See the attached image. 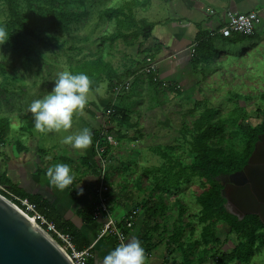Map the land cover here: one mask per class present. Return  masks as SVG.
I'll return each instance as SVG.
<instances>
[{
    "label": "rangeland",
    "instance_id": "374dc122",
    "mask_svg": "<svg viewBox=\"0 0 264 264\" xmlns=\"http://www.w3.org/2000/svg\"><path fill=\"white\" fill-rule=\"evenodd\" d=\"M125 1H129L131 6L136 5L138 20L146 19L157 24L153 29L156 35H166L170 29L177 32L173 24L187 21L178 13L180 10L172 6L173 0H145L148 3L143 6L144 0H55V6L81 15L80 20L66 30L53 28L50 15L38 6L33 10L22 8L26 24L41 39L27 38V43L34 49L33 60L28 64L17 58L8 42L0 45V64L6 70L4 77L0 75V121L6 119L10 122L9 130L0 143V151L14 162L22 159L27 150L30 155L26 159L31 161L26 164V169L32 172L52 158H56V162L52 163L54 166L63 161L74 162L76 157L74 166L78 167L80 163L77 157L84 151L80 152L61 142L68 132L37 130L29 105L34 99L52 91L59 72L69 70L70 66L79 62L95 60L97 56L110 60L120 75L124 74L126 78L135 75L132 86L119 100L121 115H127L130 120L122 128L118 126L120 147L113 154L108 167L115 187H111L115 191L111 197L114 215L119 218L126 207L129 211L139 212L135 216L134 228L141 231L140 221L145 214L143 205L150 200L158 204L162 199L165 211L160 212L155 220L159 227L152 233V242L156 246L148 253H153L152 258L148 259L146 255V262L162 257L167 264H186L184 255H188L193 264H198L203 246L196 241L201 240L203 225L198 221L200 207L197 198L204 188L194 181L179 192L165 194L161 189H155L152 176L147 177L146 172L153 166H161L162 152L170 155L172 150L175 159L182 165L192 164L193 155L184 141V135H188L189 129L192 130L205 105L217 111L214 122L224 128L211 142L217 144L218 138L223 137L222 146L225 149L242 150V144L234 134L233 112L237 106L244 108L249 115L246 119L248 125L260 123L256 111L258 108L264 110V50L252 48L256 45L253 40L239 41L235 45L217 40L211 47L209 61L202 60L194 67L197 60L194 54L192 60L184 64L185 67L169 78L159 73L164 65L172 61H165L167 54L161 55V51L155 49L157 54L153 62L157 64L154 71L156 82L151 84L150 74L143 71V64L144 58L155 51L145 49L146 42L141 37H130L113 47L101 40L115 31L114 24L107 21L104 11L119 8ZM204 13L207 19L210 15ZM260 18L262 21V16ZM5 21L4 3L0 0V26ZM184 32L187 34L188 30ZM161 40L165 43V36ZM177 41L178 47L187 46L184 39L178 38ZM178 49L170 48V51L177 52ZM204 54L207 51L199 49V56ZM110 93L107 80L101 83L96 93H89L84 111L74 116L69 132L75 134L83 127L97 130L98 116L110 100ZM234 95H240L242 100L232 101ZM196 103L200 104L199 108ZM117 134L115 137L118 141ZM185 137L192 140L189 135ZM39 148L42 152L38 154ZM6 157H0V173L6 170ZM69 165L72 169V164ZM180 205L185 210L182 215ZM178 226L182 231L175 242L172 236ZM219 237L221 245L217 246L218 253L229 252L234 247V236L229 234L226 227H222ZM179 244L184 246L182 251ZM213 254L214 250L206 257L205 264H214L211 261ZM247 264H264V247L256 251Z\"/></svg>",
    "mask_w": 264,
    "mask_h": 264
},
{
    "label": "trees",
    "instance_id": "16d2710c",
    "mask_svg": "<svg viewBox=\"0 0 264 264\" xmlns=\"http://www.w3.org/2000/svg\"><path fill=\"white\" fill-rule=\"evenodd\" d=\"M163 1L168 2L169 0ZM3 3L6 13V21L3 27L7 29L9 34L10 39L7 41L8 45L17 58L26 64L33 60L34 52V49L27 43V38L32 37L40 40L41 36L36 34L35 31L26 24V15L23 13L24 11L22 8L25 7L28 10H33L34 7L38 6L39 9L46 11L50 15L53 21L52 27L59 30L69 29L72 23L78 22L81 17V15L75 12L62 10L58 6H55V0H3ZM129 3V1H125L123 6L119 8H109L104 11L107 21L114 24L115 31L108 36H103L101 40L111 47L119 41H127L130 37H141L143 41L146 42L152 36L153 29L155 25H157L156 23L148 22L146 19L138 20L135 15L136 5L131 6ZM147 3L148 2L144 0L142 6ZM259 27L260 25L256 30ZM256 32L257 31H255V33ZM255 33L253 36H243L240 34H232L229 36L219 34L216 36L218 37L217 39L221 41L237 44L239 41L252 40L256 36ZM206 38V36L197 37L199 44L197 46L198 49L195 51L197 60L194 61V67L202 60L209 61L210 59L212 42L210 38L207 40ZM69 49L71 50L72 48ZM199 49L206 50L207 54L199 56ZM154 51L153 55L144 58L143 65H145V67L148 65L147 59L150 58L153 61L155 54H157V50ZM158 51L160 52V50ZM69 70L73 73L84 72L88 74L91 79V90L89 93H96L100 89L101 83L107 80L108 89L111 91L110 94H112V90L117 84L125 82L129 78L135 76L133 75L126 78L124 74L120 75L118 71L114 69L111 61H106L105 58L101 56H97L95 60L82 61L74 66L72 65ZM127 74L130 75L129 72H127ZM155 74L154 71L150 74L151 84L156 82ZM0 75L3 77L6 75V70L1 64ZM234 100L240 101L242 97L240 95H234L232 101ZM110 101L111 99L105 105L102 112H105L110 107ZM118 104L115 108V114L111 116V121L115 126L114 129H117V132L119 131L118 126L122 128L124 124H129L130 120L127 115H121ZM196 105L199 108L200 104L196 103ZM256 112L260 123L253 126L247 124L246 119L249 115L246 110L238 106L235 108L232 122L236 127L234 134L237 135L236 138H239L242 144V150H227L222 146V142L224 141L223 137L218 138L216 141L217 144H215L214 141L211 142V140L216 138L224 128L214 122V118L218 114L217 111L205 105L199 118L193 124L192 130L189 129L187 132L188 135L192 137V140L189 141L187 137H185L188 135H184V141L189 145L190 152L193 155L192 164L189 166L182 165L175 159L172 150L170 155L162 152L161 158L163 162L161 166H153L151 169H148L149 172H146L148 174L147 177L152 176L151 178L153 179L155 189H161L165 194L179 192L184 186L190 185L194 181L198 182L199 185L204 188L197 198L200 207L198 221L203 225L201 240L200 242L196 241L197 244L203 246L201 255L197 259L198 264H205L207 261L206 257L213 250L214 254L211 256V261H213L214 264H247L255 255V252L264 247V225L261 223L259 217L256 215H248L240 221L237 217L229 214L226 210V200L222 195L223 186L220 183L222 177L243 169L254 151L258 138L264 134V110L258 108ZM9 127L10 122L8 120L5 119L0 121V143H2ZM101 130L102 125L100 124L99 128L92 133V146L95 141L101 137ZM185 130L187 131V129ZM118 142H120L119 138ZM20 150H23V148H20ZM2 155H5V153L0 151V157ZM91 170L94 171V174L97 175L96 178H98L100 174L99 171L96 169ZM107 183L112 187L113 181L110 173L108 174ZM0 185L8 188V190L16 196L24 199L26 198L31 203L35 204L38 211L46 217L48 221L54 223L60 231L69 233L74 237L76 246L79 250L90 246L87 238L74 227V225L69 221H63L61 218L57 217L51 205L44 202L40 197L21 192L16 186L11 185L10 179L7 178L6 175L0 177ZM111 190L113 189L111 188ZM1 194L16 203L6 193ZM143 207L145 208V214L141 218L142 228L138 238L142 241L145 254L147 255L156 246L152 242V233L153 231H157L159 227L155 220L158 214L160 212L162 213V211L164 212L165 209L162 199L159 200L158 204L152 200L149 202L147 201ZM180 208L182 215V212L185 210L181 205ZM93 209L94 202L92 203L91 213ZM111 212H114V207H111ZM133 212L134 210L129 211L127 214V218L133 216V219H131L133 224L131 228L123 229L126 236H128L129 232H131L136 225L134 220L135 216L138 214L133 215ZM77 213L81 214V216L83 215L82 212ZM83 220L88 223L94 222L91 214L90 217L83 215ZM123 226H126L124 220L119 222V227ZM222 227H226L229 230V234L234 236L235 242L234 247L229 252L223 251L218 253L217 246L221 245L219 234ZM181 231L180 226H178L172 236L175 242H177L178 237H180ZM108 237L112 236L108 235ZM179 245L181 246V244ZM183 247L182 245L180 248L181 251ZM184 260L186 264H193L188 255H184ZM88 264H94V259H91Z\"/></svg>",
    "mask_w": 264,
    "mask_h": 264
},
{
    "label": "crops",
    "instance_id": "0c3cea01",
    "mask_svg": "<svg viewBox=\"0 0 264 264\" xmlns=\"http://www.w3.org/2000/svg\"><path fill=\"white\" fill-rule=\"evenodd\" d=\"M172 3V6L174 5L176 9L180 10L178 13L181 14L182 19L187 20L188 23L184 26L187 21L180 19L181 24H173V28H175L177 32L179 31L178 34L170 29L169 31H166V35L165 33L159 35L152 33V36L146 41L145 49H159L161 55H164L165 53L167 54L165 61H172L161 68L162 71H160L159 75H166L171 78L175 76V72H177L178 69L185 67L184 64L188 63V61L192 60L195 56V52H192L193 45L196 44L195 51L198 49V36H206V40L210 38L213 46V43L219 40L216 35H219L218 31L225 23L229 12L234 14H247L254 11L259 12V15L262 16V21L260 27L256 30V36L252 39L253 41H256V45L251 47L264 50V0H173ZM204 12L210 15L207 16V19L205 18L206 15ZM184 30H188V33L186 34ZM180 31L182 32L181 37H179L181 35ZM183 34L186 36L183 37ZM164 36L165 43L161 40ZM178 38L184 39L187 46L178 47ZM170 48L179 49L177 52L172 51L171 53ZM182 59H184V63H180ZM113 67L114 69L116 68L115 66ZM108 102L109 101H107V103ZM98 121L100 125V115L98 116ZM93 132L94 131H92V133ZM114 132L117 133V129H114ZM78 150L80 152L84 151V153H81L77 157V161L80 163L78 167L74 166L76 157L74 162L63 161V163L72 164V174L75 177L73 184L63 191L50 185L46 175L47 170L50 167H53L52 163L56 162V158H52L50 161L45 160L44 162L47 163H43L41 168L38 167L32 172V170L26 169V164L31 161L30 159H26V156L30 155V152L27 153V150L24 151L26 153L22 159L14 162L7 159V155L5 154L4 156L6 157V160L4 161L7 164L5 165L6 170L3 172L1 171L0 177L6 175L7 178L10 179L11 185L16 186L21 192L40 197L44 202L51 205L54 212H56L57 217L61 218L63 221H69L74 225V227H76L87 238L90 246H94L93 252L95 262V257L99 260H103V257L120 243L114 237H100L102 229L101 221L88 223L83 220V215L90 217L91 214L97 175L91 170L96 169L92 144L87 149ZM40 152H42V149H37V153L39 154ZM113 187L114 186L112 185V188ZM80 189H83L82 194ZM114 192L115 191H112L111 197ZM110 203L112 206V198ZM77 212H82L83 215L81 216V214ZM128 212L129 208L126 207L122 210V215L119 218L114 215V212L112 215L113 217L115 216L114 218L117 220H125L128 217ZM139 233L140 231L137 230V228L131 230L126 237V242L138 238ZM152 255L153 253L148 254L147 258H152ZM164 261V258L160 257L146 262V264H167Z\"/></svg>",
    "mask_w": 264,
    "mask_h": 264
},
{
    "label": "water",
    "instance_id": "95a60500",
    "mask_svg": "<svg viewBox=\"0 0 264 264\" xmlns=\"http://www.w3.org/2000/svg\"><path fill=\"white\" fill-rule=\"evenodd\" d=\"M226 210L242 221L257 215L264 225V134L242 170L221 178ZM227 188L231 189L228 193ZM103 260L95 257V264ZM0 264H73L63 247L0 193Z\"/></svg>",
    "mask_w": 264,
    "mask_h": 264
},
{
    "label": "built area",
    "instance_id": "2783aa9c",
    "mask_svg": "<svg viewBox=\"0 0 264 264\" xmlns=\"http://www.w3.org/2000/svg\"><path fill=\"white\" fill-rule=\"evenodd\" d=\"M261 24V18L259 12H251L249 14H234L229 12L227 19L223 26L218 31L219 34L229 36L232 34H240L243 36H253L256 28ZM195 45H193L192 52H195ZM148 65L143 69L147 71V75L156 70V63L150 58L147 59ZM134 82V77L129 78L125 82L117 84L111 94L110 107L102 112L101 119V137L97 139L93 145V151L95 153V168L99 171L97 178V184L94 189V209L91 216L94 221L102 222V230L100 237L112 236L117 239L119 243L126 242V235L123 231L124 228L128 229L132 227L131 219L133 216L126 218L124 223L126 226L119 227V222L113 217L111 212V187L107 183L109 174L108 167L110 166L113 154L119 150V142L115 137L114 124L111 121V116L115 114V108L119 103L118 100L125 94L124 92L129 90ZM0 193H6L11 197L17 206L27 214L31 219L38 222V224L45 229L67 252L73 264H88L91 259H94V246H90L79 250L76 246L74 237L69 233L60 231L56 225L47 220L37 209V206L31 203L28 199L20 198L10 192L8 188L0 185ZM138 212H133V215Z\"/></svg>",
    "mask_w": 264,
    "mask_h": 264
},
{
    "label": "clouds",
    "instance_id": "9594fccd",
    "mask_svg": "<svg viewBox=\"0 0 264 264\" xmlns=\"http://www.w3.org/2000/svg\"><path fill=\"white\" fill-rule=\"evenodd\" d=\"M5 27L0 26V45L9 40ZM91 90V79L84 72L61 71L51 92L42 98L34 99L29 105L33 114L34 127L41 132H68L61 142L75 149H87L92 144L93 134L89 127H83L75 134L69 132L73 127L75 115L84 111ZM50 185L63 191L74 182L72 169L67 163H57L46 173ZM81 194L83 189H80ZM102 264H146V254L139 238L120 243L108 252Z\"/></svg>",
    "mask_w": 264,
    "mask_h": 264
},
{
    "label": "flooded vegetation",
    "instance_id": "af4514ba",
    "mask_svg": "<svg viewBox=\"0 0 264 264\" xmlns=\"http://www.w3.org/2000/svg\"><path fill=\"white\" fill-rule=\"evenodd\" d=\"M224 177H225V176H224ZM222 179H223V177H222ZM221 181H222V180H221ZM223 183H224V182L222 181V183H221V184L223 185ZM224 187H226V186H224V185H223V189H222V190H225V188H224ZM227 190H228V193H229L231 189L227 188ZM226 204H227V201H226ZM256 216H257V215H256Z\"/></svg>",
    "mask_w": 264,
    "mask_h": 264
}]
</instances>
